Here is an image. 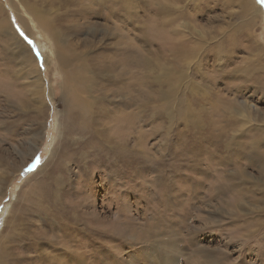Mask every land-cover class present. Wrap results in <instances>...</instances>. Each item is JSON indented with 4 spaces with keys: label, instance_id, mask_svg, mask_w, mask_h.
<instances>
[{
    "label": "rangeland",
    "instance_id": "374dc122",
    "mask_svg": "<svg viewBox=\"0 0 264 264\" xmlns=\"http://www.w3.org/2000/svg\"><path fill=\"white\" fill-rule=\"evenodd\" d=\"M0 2L27 46L0 35V264H264L248 220L264 202L240 176L259 164L223 149L264 135V3L253 23L246 0H83L84 19L69 0ZM11 3L57 34L29 37ZM94 55L107 68L76 91Z\"/></svg>",
    "mask_w": 264,
    "mask_h": 264
},
{
    "label": "bare ground",
    "instance_id": "6f19581e",
    "mask_svg": "<svg viewBox=\"0 0 264 264\" xmlns=\"http://www.w3.org/2000/svg\"><path fill=\"white\" fill-rule=\"evenodd\" d=\"M17 1V0H16ZM69 1H72L73 2V6L75 8V10L72 12V14L76 15L75 13L79 14V13H82V17L83 19L86 17V16H91V15H95L96 12L94 13H86L85 9L82 7V1L83 0H69ZM106 0H104V3H105ZM100 2V1H99ZM102 2V1H101ZM20 3H22L20 1ZM254 0H246V4L248 6V10H249V15H250V18L252 19V22L255 23L256 20L258 21H262L261 19V13H260V10L259 8H257L255 5H254ZM28 4V3H27ZM42 5V4H41ZM257 5V4H256ZM6 6V5H5ZM51 6V5H50ZM56 6V5H55ZM11 7H12V10L16 13V19H17V22L20 24V26L23 28V29H26V34L30 37V34H31V30H35L36 29H39L41 30L42 32H44V29L46 31H49V32H52V36L56 33L55 29L52 27L51 23H50V18L48 17V21L45 20V17L37 14L36 12H38L36 10V7L32 4V6H25L23 7V11H19L17 10V8L13 5V3H11ZM52 8V7H51ZM109 8H111L109 6ZM50 9V8H49ZM68 9V8H67ZM64 9H62V11H64ZM107 10V9H106ZM51 11V10H50ZM3 12V5L1 4L0 2V35L4 36V40H5V44L2 45V50H8V51H11V54L15 57V53L16 52H23L26 50L27 46H25V44L17 37L16 33H15V30L13 29V26L10 24L7 16H4L2 17L1 14ZM52 12V11H51ZM46 13V12H45ZM44 13V14H45ZM54 14V13H53ZM48 15V14H47ZM46 15V16H47ZM57 15V14H56ZM128 15V14H127ZM51 16V15H49ZM79 16V15H78ZM253 16V17H251ZM115 16H113L114 18ZM27 20H26V19ZM47 18V17H46ZM51 18H53L51 16ZM60 19H64V17H61ZM86 20V19H85ZM85 22V21H84ZM38 23H41L38 24ZM12 24H14V21H12ZM67 27V26H66ZM56 28V27H55ZM72 30H76V28H67V31L71 33ZM58 31V30H57ZM57 34V33H56ZM64 34V33H63ZM32 37V36H31ZM45 37V36H44ZM60 37V36H58ZM67 37V36H66ZM61 38V37H60ZM59 38V39H60ZM68 38V37H67ZM61 41V40H60ZM18 44V48L16 47V45ZM13 48V49H11ZM183 48V47H182ZM188 50V48H185ZM4 50V51H5ZM26 54V58H19L18 56L20 55V53H18V56H17V59L19 62L22 63L23 67H28L29 69L27 71H31V74L34 76V83H36L38 85V89L40 90V94L42 93V99L44 101V89H43V82L41 80V75L42 73L39 72L38 70V62L37 60L35 59V57L31 54V56H29L27 53ZM97 54V53H96ZM58 56V55H57ZM99 56V55H98ZM25 57V56H24ZM92 60H93V63H86V60L83 62L82 66L81 67H78V73L74 72L75 73V76H74V85H78L80 86V89L77 88L76 91H79V92H83L85 91L86 89V85H89L91 82L94 83V81L89 78V76H86V77H82L81 74L84 73V72H87V74L89 75V73L91 74L92 72L94 73H97V72H100L101 70H106L107 68V65H105L102 61H98L96 58V56L94 55L93 57H91ZM100 58V57H99ZM29 60V61H27ZM27 61V63H26ZM45 62V61H44ZM66 59H62L60 60V64H65L66 65ZM65 73V72H64ZM63 73V74H64ZM66 74V73H65ZM66 80L67 77L65 76ZM67 82V81H66ZM70 82V81H69ZM64 83V80L63 82ZM91 88V87H90ZM49 90V88H48ZM87 97V96H86ZM91 99V98H90ZM74 102L77 104V106L82 109L84 112H87L89 113V111L87 110V107L89 105H91L92 101L89 102V104L87 105L86 102L87 101H83L80 96L77 94V93H74V98H73ZM85 103V104H84ZM43 108V107H42ZM44 110L46 108H43ZM243 111V109L241 110ZM244 112V111H243ZM241 113V112H240ZM238 115V114H237ZM242 115V114H240ZM245 115V114H244ZM196 116V115H195ZM243 116V115H242ZM232 117V116H231ZM244 117V116H243ZM239 119V116L237 117ZM237 118H234L230 120V122H228V125L232 124V122H237V124L240 126V125H245L247 126V123L245 120V117L242 118V120L240 121H237ZM250 119V118H248ZM235 120V121H233ZM248 122V121H247ZM254 129V128H253ZM217 130V129H216ZM262 130L264 132V127H262ZM256 133V132H255ZM222 134V133H221ZM220 134V135H221ZM224 134V133H223ZM245 136H248V132H246L245 134H243ZM262 135V134H261ZM213 137V136H212ZM216 137V135H215ZM213 137V138H215ZM220 137V136H219ZM239 137V136H238ZM237 138V137H236ZM223 139V138H222ZM238 139V138H237ZM261 139H264V135H262L259 139L258 138H255V137H249L247 141L241 143L239 142L238 144H236L235 142H233V144H228V143H224L223 145V149L225 151H227L228 149L231 148H234V149H237L236 152H238V155L240 156V158H242L244 155L246 157H248L247 155L251 156V160L253 161L254 164L258 163L259 165H256V166H259V176L260 177H264V143L261 141ZM226 140V139H225ZM213 141V140H212ZM205 142V141H204ZM210 144L212 142H209ZM208 144V143H207ZM216 145V141L214 143ZM205 145V144H204ZM209 146V144H208ZM218 146V144L216 145ZM222 147V146H221ZM220 147V148H221ZM209 147H207L208 149ZM206 149V150H207ZM211 149V148H210ZM222 149V150H223ZM214 150V149H213ZM216 150V149H215ZM209 151V150H208ZM232 151V150H231ZM233 153V152H232ZM231 153V154H232ZM228 154V153H227ZM223 155V154H222ZM237 155V153H236ZM230 156V155H229ZM231 157V156H230ZM236 157V156H235ZM237 158V157H236ZM250 158V157H249ZM239 159V158H238ZM254 159L256 161H254ZM251 162V161H250ZM223 166V165H222ZM240 166V165H239ZM242 166V165H241ZM224 167V166H223ZM219 168V167H218ZM221 169V168H220ZM239 169V167H238ZM233 170H236V169H233ZM241 170V169H240ZM225 171V170H224ZM244 171V170H243ZM240 172V176H242L243 178L245 177V180H242V182H244L243 184H250L248 185V191H251L252 194H254L256 197L259 196L260 197V201L264 202V181L261 180V178H259V176H257V180L256 182H253V180H250L249 179H246L248 178L246 176V174L244 172ZM220 172V170H219ZM221 172H223L221 170ZM239 172V171H238ZM249 172V171H247ZM233 174V173H232ZM235 174V173H234ZM257 174V175H258ZM239 175V174H238ZM237 175V176H238ZM224 176V175H223ZM232 176V175H231ZM232 178V177H231ZM228 179V178H227ZM214 181V180H213ZM240 184V183H239ZM241 184V185H243ZM247 186V185H246ZM234 187V186H233ZM239 186H237L236 188H238ZM245 190V188H244ZM243 190V191H244ZM251 192H249L251 194ZM248 194V193H247ZM119 200V199H118ZM258 200V199H257ZM242 204V203H241ZM255 206V205H254ZM256 209L258 211H260V209H263L264 211V203L262 205H259V207H256ZM261 212V211H260ZM247 214V213H246ZM244 214V215H246ZM264 215V214H263ZM252 217V216H251ZM249 219H252L253 222L255 221L256 223V226L259 227L261 226L262 228L261 229H264V221L262 219V214H261V218H248ZM262 219V220H261ZM260 224V225H259ZM138 232V231H137ZM133 235V234H132Z\"/></svg>",
    "mask_w": 264,
    "mask_h": 264
},
{
    "label": "snow or ice",
    "instance_id": "6c2138e0",
    "mask_svg": "<svg viewBox=\"0 0 264 264\" xmlns=\"http://www.w3.org/2000/svg\"><path fill=\"white\" fill-rule=\"evenodd\" d=\"M261 3H264V0H260Z\"/></svg>",
    "mask_w": 264,
    "mask_h": 264
}]
</instances>
